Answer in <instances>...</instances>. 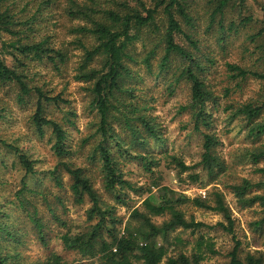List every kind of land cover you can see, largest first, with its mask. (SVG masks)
<instances>
[{
    "label": "trees",
    "instance_id": "16d2710c",
    "mask_svg": "<svg viewBox=\"0 0 264 264\" xmlns=\"http://www.w3.org/2000/svg\"><path fill=\"white\" fill-rule=\"evenodd\" d=\"M56 5L58 19L61 16L71 23L68 34L73 39L69 43L75 44V50L80 52L74 78L84 83L90 98L96 117L94 132L99 137L95 150L100 162L101 184L115 202L104 199L84 169L68 159L74 151L63 120L74 125L75 112L62 109L61 104L67 103V99L62 92L55 93L50 87L45 71L35 68L36 63H40L59 74L70 59V49L64 41L54 43L55 32L50 29L46 33L39 32L41 22L54 16L50 9ZM245 11L246 0H0V88L5 87L20 104H31L33 97L28 120L40 135L47 128L51 149L60 158L44 174L61 186V173L65 172L71 179L68 189L74 201L90 203L85 211L88 224L82 230H67L60 235L64 248L83 259H96V264H202L208 255L219 253L204 232L219 227L229 234L234 233L231 211L219 190L210 191L204 197H189L168 185H156L157 196L149 193L140 206L131 210L128 222L118 228L122 218L115 213L116 202L125 203L126 189L135 187L124 179L119 160L133 148H127L123 137L116 135L113 121L123 125L122 130L130 137L128 141L135 145L147 149L149 139L161 142L159 127L146 107L127 102L125 96L134 97L135 87L127 86L133 75L131 63L151 71L153 67L161 73L171 71L167 90L172 92V85L180 82L186 84L188 99L180 108L190 112L192 128L201 133L202 151L195 165H187L177 155L165 152L169 163L178 168L179 173L199 165L209 175L221 173L225 165L214 153L219 140L214 133L201 129L202 125H211L208 104H216L220 97L208 84L207 74L216 62L214 47L226 52L231 43L234 45L240 30L247 31L242 58L248 55L250 60V56L264 60V14L258 19ZM5 55L10 57L9 63ZM252 64L248 66L239 59L225 61L227 84L222 87L225 97L240 91L248 79L264 80V72L253 69ZM48 70L51 72L50 68ZM49 104L53 110H62L61 118L46 114ZM124 104L131 108L125 109ZM228 109L230 118H236L240 124L238 130L244 129L245 136L253 141L252 146L241 148V154L256 165L264 160V86L256 96L231 100ZM7 111L0 101V119ZM0 144L11 152L15 157L13 165L23 172L21 187L15 191L13 200L6 197L1 200L0 192V212L5 204L17 202L45 242L31 194L45 198L46 195L29 188L25 181L28 175L39 176L40 160L16 141L0 138ZM65 157L67 159H63ZM136 157L148 170L155 162L149 153H139ZM254 171L262 175L259 182L243 178L229 187L242 206L264 207V192H251L256 186L264 189V167H256ZM189 177L199 180V173L191 171ZM187 204L216 211L223 220L214 225L196 220L184 210ZM159 217H163L162 220L156 219ZM254 225H264V216ZM179 229L196 238L190 240L173 234ZM0 232L8 238L14 235L7 227L0 226ZM233 239L235 244L225 264H264L263 251L241 254L240 242L234 236ZM21 260L16 249L0 243V264H70L55 252L41 261Z\"/></svg>",
    "mask_w": 264,
    "mask_h": 264
},
{
    "label": "rangeland",
    "instance_id": "374dc122",
    "mask_svg": "<svg viewBox=\"0 0 264 264\" xmlns=\"http://www.w3.org/2000/svg\"><path fill=\"white\" fill-rule=\"evenodd\" d=\"M258 1L246 0L247 11L245 13L249 11L260 19L264 14V8H262L264 0ZM50 11H53L54 16L49 17L45 22H41L39 32L41 34L46 33L49 29L55 32L54 43L64 41L63 44L70 49V59L59 74H56L51 67L40 63H36L35 68L45 71L50 87L54 88L55 93L62 92V96L67 99V103L61 104L62 109L66 112H75L74 125L63 120L64 126L70 134V148L74 151L68 159L75 166L84 169L85 174L91 179L94 187L104 199L115 202L113 196L108 195L101 184L100 162L95 150L99 137L94 132L96 117L90 105V98L84 89V83H80L74 78L80 52L75 50V44L69 43L73 39V36L68 34L71 23L61 16L58 19L57 5ZM246 33L245 30L236 33L234 45L231 43L226 52L222 53L217 46L214 47L213 57H215L216 62L207 74L208 84L220 97L216 104H208L211 125L209 127L202 125L201 129L214 133L219 140V143L214 147V153L218 155L225 166L218 175H209L206 170L201 169L200 165L193 167L190 171L179 173L178 168H174L173 164L169 163L170 159L165 152L177 155L187 165H195L201 159L202 151L201 133L192 128L190 112L180 108L186 104L188 99L186 84L180 82L176 86L172 85V92L167 90V82L171 81V71L161 73L157 72L155 67L151 71L131 63L133 75L127 86L135 87L134 97L125 96L127 102L132 101L131 103L137 107H146L150 117L159 127L162 136L161 142L149 139L147 149L135 145L128 141L130 137L127 131L122 130L123 125L113 121L116 135L123 137L125 144L128 145L127 148H133V151L125 153L123 158L119 157V160L124 179L131 182L135 187L126 189L125 203L116 202L115 213L122 218V223L118 224V228H122L128 222L131 210L140 206L142 200L149 193L157 196L156 185H168L189 197L199 195L204 197L214 190H219L223 194L225 205L230 209L234 220V233L229 234L219 227L204 228L207 239L213 243L214 248L219 253L208 255L202 264H225L229 259L228 253L235 244L233 236L240 242L241 254L255 250L264 252V225L259 227L254 225V222L264 216V207L259 204L242 206L229 187V184H238L243 178L259 182L262 175L255 172L254 169L264 167V160L255 165L245 155L241 154V148L252 146L253 141L245 136L244 129L238 130L240 124L238 120H235L236 118H230V110L228 109L231 100H243L247 97L256 96L260 87L264 86V80L248 79L242 84L243 87L240 91L237 90L227 97L222 94V87L227 84V78L224 76L226 60L236 61L239 59L241 62L247 63L248 66L253 63L251 66L253 69L264 72V60H255L256 56H250V60L248 55L242 58L241 51ZM4 37L7 38L6 35ZM5 58L9 63L10 57L5 55ZM0 99L8 110L6 116L0 119V138L6 139L8 142L16 141L17 145L40 160L39 176L31 177L28 175L25 177V181L29 188L43 191L46 195L45 198V196L31 194V200L36 204V216L42 225L41 231L45 237V242H43L36 226L28 220L26 212L18 206L17 202L13 201L5 204V208L0 212V226L13 230L14 235L8 238L6 234L3 235L0 232L1 245L16 249L22 256L21 261L26 263L44 260L50 253L55 252L67 259L70 264H96V259H83L72 250L64 248L59 238L67 230H82L88 224L85 211L90 203L88 200L83 203L74 201V197L68 189L71 179L65 172L61 173V186H57L48 175L44 174L60 158L54 155L51 149L47 128L45 127V133L40 135L35 132L28 120L33 107V97L31 96V104H20L14 100L13 95L5 87H2L0 88ZM52 107L50 104L47 105L46 114L61 118L62 110L56 108L53 110ZM130 108L131 106L125 107V109ZM258 142L256 141V143ZM139 153H149L154 159L155 162L151 164L150 170L146 169L141 160L136 157ZM114 154L116 155V153ZM14 161L15 157L11 152L0 144L1 200L5 197L9 201L13 200L15 191L21 187L23 172L18 169L17 165H13ZM191 171L199 173V180L193 181L189 177ZM148 188L150 192L147 190ZM251 192L263 193L264 189L256 186L251 189ZM183 208L187 215L192 214L196 220L210 225L223 220L222 215L213 210L196 208L192 204L184 205ZM162 218L156 219L162 220ZM175 233L190 240L196 238L180 229L173 234Z\"/></svg>",
    "mask_w": 264,
    "mask_h": 264
}]
</instances>
